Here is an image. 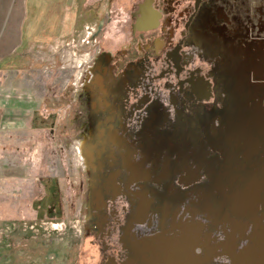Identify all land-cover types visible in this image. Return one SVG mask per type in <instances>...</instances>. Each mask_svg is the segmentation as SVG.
<instances>
[{
  "label": "flooded vegetation",
  "instance_id": "af4514ba",
  "mask_svg": "<svg viewBox=\"0 0 264 264\" xmlns=\"http://www.w3.org/2000/svg\"><path fill=\"white\" fill-rule=\"evenodd\" d=\"M43 3L50 38L48 20L74 8L64 39L80 60L71 121L87 264H128L131 242L157 232L165 215L189 218L190 200L213 181L237 189L236 202L248 197L232 214L245 226L235 250L249 248L254 230L260 243L264 0ZM257 183L256 196L245 193ZM196 218L208 221L206 211ZM243 264H264V254Z\"/></svg>",
  "mask_w": 264,
  "mask_h": 264
},
{
  "label": "rangeland",
  "instance_id": "374dc122",
  "mask_svg": "<svg viewBox=\"0 0 264 264\" xmlns=\"http://www.w3.org/2000/svg\"><path fill=\"white\" fill-rule=\"evenodd\" d=\"M43 0H0V264H87L76 185L73 7L44 34ZM67 41V43H66Z\"/></svg>",
  "mask_w": 264,
  "mask_h": 264
},
{
  "label": "water",
  "instance_id": "95a60500",
  "mask_svg": "<svg viewBox=\"0 0 264 264\" xmlns=\"http://www.w3.org/2000/svg\"><path fill=\"white\" fill-rule=\"evenodd\" d=\"M233 188L224 185L217 187L214 181L207 188H199L195 193V198L189 202L190 217L187 219L174 217L169 219L168 215L162 217L157 232L139 237L130 243L132 248H127L129 251L127 263L216 264L217 258L225 256L231 261L243 264L252 259L259 249L264 254V223L259 227L260 243L257 242L259 233L254 230L249 248L247 246L238 251L234 248V233L238 231L243 233L245 226L240 224L238 226L233 220L232 214L235 211L240 212L239 215H242L249 203L247 202L248 197H243L239 202H236L234 198L236 197L235 192L238 190ZM259 189L260 186L257 183L253 188L244 191L256 196ZM232 191L235 192L232 194ZM227 193L229 194L227 195ZM231 194L232 199H230ZM218 197H221L220 201ZM251 206L255 207L256 202H253ZM203 211L207 213V222H202L196 218ZM218 223L223 225L221 226L222 239H219L212 232L217 230L215 225ZM226 228H229V230H226Z\"/></svg>",
  "mask_w": 264,
  "mask_h": 264
}]
</instances>
